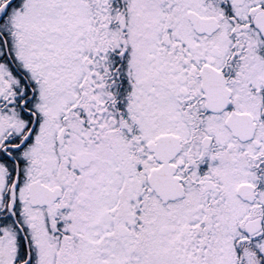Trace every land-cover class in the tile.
I'll list each match as a JSON object with an SVG mask.
<instances>
[{
	"label": "snow or ice",
	"instance_id": "obj_1",
	"mask_svg": "<svg viewBox=\"0 0 264 264\" xmlns=\"http://www.w3.org/2000/svg\"><path fill=\"white\" fill-rule=\"evenodd\" d=\"M0 264H264V0H0Z\"/></svg>",
	"mask_w": 264,
	"mask_h": 264
}]
</instances>
